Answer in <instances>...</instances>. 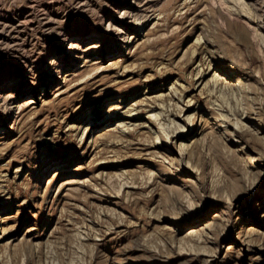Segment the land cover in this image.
I'll use <instances>...</instances> for the list:
<instances>
[{
	"label": "rangeland",
	"instance_id": "rangeland-1",
	"mask_svg": "<svg viewBox=\"0 0 264 264\" xmlns=\"http://www.w3.org/2000/svg\"><path fill=\"white\" fill-rule=\"evenodd\" d=\"M134 1L0 0V264H264V0Z\"/></svg>",
	"mask_w": 264,
	"mask_h": 264
},
{
	"label": "bare ground",
	"instance_id": "bare-ground-1",
	"mask_svg": "<svg viewBox=\"0 0 264 264\" xmlns=\"http://www.w3.org/2000/svg\"><path fill=\"white\" fill-rule=\"evenodd\" d=\"M228 1H229V0H228ZM235 1H236V0H234V2H235ZM238 1H239V0H238ZM240 1H241V0H240ZM243 1H244V0H243ZM243 1H242V2H243ZM134 2H136V0H135ZM224 2H225V1H224ZM234 2H233V3H234ZM87 3H88V2H87ZM228 3H229V2H228ZM236 3H237V2H235V5H236ZM79 4H80V2H79ZM84 4H85V2H84ZM239 4H243V3L240 2ZM239 4H238V5H239ZM28 5H29V4H28ZM120 5H121L122 9H124V10H122V11H123V13H124L125 15H126V13L129 12V10H130V8H127V7H131V6H132L128 1H124V2H123L122 4H120ZM243 5H244V4H243ZM31 7H32V6H31ZM33 7H35V6H33ZM30 10H31V9H30ZM32 11H34V10H32ZM122 11H121V12H122ZM31 13H32V12H31ZM129 15H130V14H129ZM127 16H128V15H127ZM29 21H31V20H29ZM47 21H48V20H47ZM54 21H55V20H54ZM108 23H109V22H108ZM54 25H55V24H54ZM11 26H12V25H11ZM52 26H53V25H52ZM108 26H109V25H108ZM116 27H117V26H116ZM117 28H119V27H117ZM15 29H16V28H15ZM7 30H8V29H7ZM52 30H53V29H52ZM118 30H119V29H118ZM120 31H121V30H120ZM4 33H5V31H4ZM13 34H14V33H13ZM8 35H9V34H8ZM12 37H13V36H12ZM79 38H80V37H78V39H79ZM75 41H76V40H75ZM80 41H81V40H80ZM74 45H75V43H74ZM76 45H77V44H76ZM70 46H71V47L73 46V42L70 43ZM72 52H73V51H72ZM76 53H77V52H75V55H76ZM95 62H96V61H95ZM50 63H51V64H54V63H57V62H56L55 59H53V60L50 61ZM58 69H59V68H58ZM56 71H57V70H56ZM58 71H59V70H58ZM65 73H66V72H65ZM201 74H202V73H201ZM67 75H68V74H67ZM211 76H212V78H213V81L216 82L215 84H218L217 82H219V79L223 77V75H222L221 73L217 72V71H214V72L212 73ZM64 77H65V76H64ZM201 78H202V77H201ZM207 80H209V79H207ZM211 80H212V79H211ZM213 81H212V82H213ZM225 81H226V80H225ZM199 82H200V81H199ZM202 82H203V81H202ZM221 82H222V80H221ZM204 83H207V82H204ZM202 84H203V83H202ZM211 84H212V83H211ZM221 84H222V83H221ZM226 84H227V83H226ZM218 85H219V84H218ZM206 86H207V85H206ZM210 86H211V85H210ZM238 86H240V85H239V84L234 85L235 88L238 87ZM207 87H208V86H207ZM212 87H213V86H212ZM216 88H218V87H216ZM228 88H229V87H228ZM212 89H213V88H212ZM222 89H223V88H222ZM231 89H232V88H231ZM220 90H221V87H220ZM220 90H219V91H220ZM206 91H208V90H206ZM219 91H218V92H219ZM227 91H228V90H227ZM231 91H232V90H231ZM211 92H212V91H211ZM213 92H214V90H213ZM208 93H209V92H208ZM209 95H210V93H209ZM215 96H217V95H215ZM189 99H190V98H189ZM189 99H188V100H189ZM191 99H192V98H191ZM189 101L191 102V100H189ZM189 101H188V102H189ZM190 102H189V103H190ZM190 104H191V103H190ZM157 106H158V105H157ZM186 106H187V105H186ZM225 106H226V105H225ZM18 107H19V106H18ZM190 107H191V106H190ZM132 108H133V107H132ZM158 108H159V107H158ZM164 108H165V107H164ZM191 108H193V107H191ZM221 108H222V107H221ZM221 108H220V109H221ZM162 109H163V108H162ZM181 109H182V108H181ZM131 110H132V109H131ZM134 110H135V109H134ZM137 110H138V109L136 108V111H137ZM159 110H160V109H159ZM167 110H168V109H167ZM161 111H162V110H160V112H161ZM165 111H166V110H165ZM235 111H236V110H235ZM129 112H130V111H129ZM167 112H168V111H167ZM167 112H165V114H167ZM233 112H234V110H233ZM149 114H152V113H149ZM161 114H162V113H161ZM165 114H164V115H165ZM168 114H169V112H168ZM234 114H235V113H234ZM152 115H153V114H152ZM162 115H163V114H162ZM150 116H151V115H150ZM223 116H224V115H223ZM223 116H222V117H219V118L222 119V118H224ZM155 117H156V113H155ZM188 117H189V115H188ZM153 118H154V117H153ZM222 120H223V119H222ZM225 120H226V119H225ZM229 120H230V119H229ZM223 121H224V120H223ZM237 121H238V120H237ZM237 121H236V122H237ZM238 123H239V122H238ZM118 125H119V124H118ZM239 125L241 126V125H243V124H239ZM239 125H238V126H239ZM175 126H176V125H175ZM238 126H237V127H238ZM244 126H245V125H244ZM122 127H123V126H122ZM176 128H177V129L174 130V132H177L178 130H180L181 132L183 131L182 128H178L177 126H176ZM120 129H121V128H120ZM122 129H124V128H122ZM238 129H239V128H238ZM241 129H242V128H241ZM129 130H130V129H129ZM180 131H179V132H180ZM235 131H236V130H235ZM187 133H192V130H191V131H188ZM184 136H185V135H184ZM180 143H181V141H180ZM180 143H179V144H180ZM182 144H183V142H182ZM184 144H185V143H184ZM186 146H188V144L185 145V148H186ZM187 149H188V148H187ZM186 152H187V151H186ZM184 153H185L184 148L181 147V153H180V154L184 155ZM185 155H186V154H185ZM71 180H72V179H71ZM193 233H195V232H193ZM192 235H193V234H192ZM196 235H197V234H196ZM194 237H195V236H194ZM197 237H198V236H197ZM191 238H192V237H191ZM194 240H195V239H194ZM199 240H200V239H199ZM201 240H202V238H201Z\"/></svg>",
	"mask_w": 264,
	"mask_h": 264
}]
</instances>
